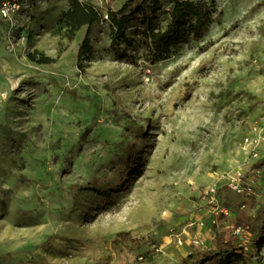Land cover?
<instances>
[{
  "label": "rangeland",
  "instance_id": "obj_1",
  "mask_svg": "<svg viewBox=\"0 0 264 264\" xmlns=\"http://www.w3.org/2000/svg\"><path fill=\"white\" fill-rule=\"evenodd\" d=\"M80 1L103 19L72 40L71 0L0 11V264H261L264 0H215L205 36L154 65L111 49L106 14L134 0Z\"/></svg>",
  "mask_w": 264,
  "mask_h": 264
},
{
  "label": "trees",
  "instance_id": "obj_2",
  "mask_svg": "<svg viewBox=\"0 0 264 264\" xmlns=\"http://www.w3.org/2000/svg\"><path fill=\"white\" fill-rule=\"evenodd\" d=\"M221 13L215 0H173L167 10L161 0H144L141 4L130 1L120 10H110L106 14L112 29L111 49L121 60L134 64L137 63L136 53L141 51L144 61L154 65L177 48L201 40ZM101 19L103 15L92 4L71 0L69 10L62 18L61 30L72 40L83 26ZM133 24L136 26L134 38L128 36V29ZM91 52V44L85 41L79 54L80 62L87 59ZM137 136H145L144 130L140 129ZM128 239L127 234L116 237V240ZM263 246L264 235L256 242L257 250ZM244 259L243 252L235 250L208 260L211 264H240Z\"/></svg>",
  "mask_w": 264,
  "mask_h": 264
},
{
  "label": "built area",
  "instance_id": "obj_3",
  "mask_svg": "<svg viewBox=\"0 0 264 264\" xmlns=\"http://www.w3.org/2000/svg\"><path fill=\"white\" fill-rule=\"evenodd\" d=\"M21 8V0H0V11L4 18H10L11 15L18 12ZM245 175L241 171H236L232 175L227 176V185L236 193H243L247 188L243 184ZM205 194L209 197H214L216 188L210 187ZM227 213V211H226ZM239 227L236 232H240Z\"/></svg>",
  "mask_w": 264,
  "mask_h": 264
}]
</instances>
